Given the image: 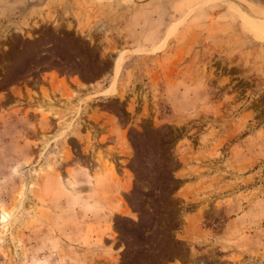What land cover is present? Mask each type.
<instances>
[{
  "label": "rangeland",
  "instance_id": "374dc122",
  "mask_svg": "<svg viewBox=\"0 0 264 264\" xmlns=\"http://www.w3.org/2000/svg\"><path fill=\"white\" fill-rule=\"evenodd\" d=\"M263 26L264 0H0V264H264Z\"/></svg>",
  "mask_w": 264,
  "mask_h": 264
},
{
  "label": "bare ground",
  "instance_id": "6f19581e",
  "mask_svg": "<svg viewBox=\"0 0 264 264\" xmlns=\"http://www.w3.org/2000/svg\"><path fill=\"white\" fill-rule=\"evenodd\" d=\"M241 17L245 20L244 22L248 23L250 22V19L248 17V15L246 14L245 11H239ZM264 27V26H263ZM264 29V28H263ZM264 31V30H263ZM1 214V213H0ZM10 216V213L6 212V211H3L2 212V215H0V219L4 220L5 218L9 217Z\"/></svg>",
  "mask_w": 264,
  "mask_h": 264
}]
</instances>
